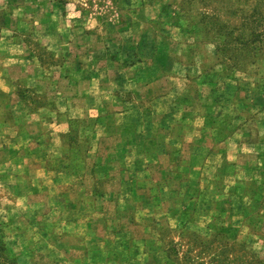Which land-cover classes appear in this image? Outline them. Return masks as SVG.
I'll use <instances>...</instances> for the list:
<instances>
[{"label": "crops", "instance_id": "crops-1", "mask_svg": "<svg viewBox=\"0 0 264 264\" xmlns=\"http://www.w3.org/2000/svg\"><path fill=\"white\" fill-rule=\"evenodd\" d=\"M61 32H55L57 37ZM143 47L137 51L144 53L139 51ZM141 56L121 62L113 80L105 77L96 84L101 75L89 59L81 65L86 72L78 62L58 77L46 66L43 74H26L29 88L66 80L69 91L28 97L12 89L0 94V167L16 178L22 175L28 195L43 193V232L38 236L57 262L70 260V247L53 243V233L69 216L85 221L77 237L85 248L71 247L84 262L74 264H96V244L108 246L103 264H144V240L128 231L126 219L148 210L151 202L145 197L189 196L190 202L179 205L193 219L179 225L214 230L229 226L233 216L241 218L245 209L254 212L246 199L260 208L264 202V94L245 96L237 74L212 84L185 76L181 92L177 68L187 69L184 63L172 55L162 63ZM24 59L30 60L0 45V78L6 81L16 62L28 64ZM193 79L198 87L190 90ZM112 86L117 87L111 91ZM53 100L59 105L52 110L55 115L49 108ZM49 213L57 217L50 219ZM20 245L13 254L33 251L28 241ZM153 256V264H169L166 252Z\"/></svg>", "mask_w": 264, "mask_h": 264}, {"label": "rangeland", "instance_id": "rangeland-1", "mask_svg": "<svg viewBox=\"0 0 264 264\" xmlns=\"http://www.w3.org/2000/svg\"><path fill=\"white\" fill-rule=\"evenodd\" d=\"M253 6L254 0H0V45L31 60L24 59L26 65L16 62L9 78H0V94L12 89L23 95L27 92L28 97L33 93L37 96L41 92L52 95L59 90L69 91L63 85L66 80H59V86L43 82L29 88L26 76L43 74L47 67L58 77L61 70L72 72L78 62L86 72L81 65H87L89 59L95 60L93 66L101 75L96 84L105 77L112 76L113 80L120 73L121 62L129 63L140 54L149 58L145 55L153 51L154 57L149 59L155 62L162 63L172 55L188 67L177 68L181 92L185 89V76L196 77L200 84H212L220 77L237 74L245 96L263 95L264 30L258 27L262 35L260 41L255 40ZM59 30L62 35L57 37L55 32ZM142 43L144 47L139 51L144 53L137 51ZM160 68L164 70L163 66ZM125 73L130 75L128 70ZM193 80L192 88L188 82L190 90L198 87ZM160 83L167 86L165 79ZM116 87L112 86L111 91ZM49 108L55 115L52 110L59 108L58 102L51 101ZM17 176L0 167V264L84 262L79 252L72 250L73 246H86L78 244L85 226L83 218L69 216L53 233V243L58 248L68 245L71 252L69 261L57 262L47 250V243L38 236L43 232L44 220L39 211L43 193L28 195L26 179ZM259 186L261 182L256 184ZM153 195L145 197L146 203L151 202L148 210L126 219L128 231L144 240V264H153L155 251L166 252L169 264H264V214L258 216L263 207L254 199H246L254 212H248L246 217L243 213L241 218L233 216L229 218L233 225L214 230L179 225L193 219L184 215L179 205L190 202L189 196ZM48 217L55 219L57 215L49 213ZM97 219L101 223L103 217L99 215ZM25 241L33 246L30 255H9L8 249ZM105 248L103 244L92 248L96 264L104 263Z\"/></svg>", "mask_w": 264, "mask_h": 264}, {"label": "trees", "instance_id": "trees-1", "mask_svg": "<svg viewBox=\"0 0 264 264\" xmlns=\"http://www.w3.org/2000/svg\"><path fill=\"white\" fill-rule=\"evenodd\" d=\"M251 10H252L251 16L254 17V20H252V23H253V29H255V35H256L255 40L260 41L262 32L258 30V27H261L264 30V0H254V6L252 7ZM261 207H263L262 211H264V202L261 203ZM248 212L249 211L245 209V217L248 215ZM8 253L10 256H13V257L17 256L13 254L11 249H8Z\"/></svg>", "mask_w": 264, "mask_h": 264}]
</instances>
